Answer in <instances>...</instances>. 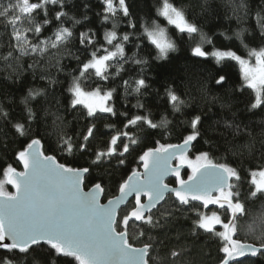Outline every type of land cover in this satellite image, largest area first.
<instances>
[{
  "label": "snow or ice",
  "instance_id": "6c2138e0",
  "mask_svg": "<svg viewBox=\"0 0 264 264\" xmlns=\"http://www.w3.org/2000/svg\"><path fill=\"white\" fill-rule=\"evenodd\" d=\"M201 237L264 257V0H0V264H202Z\"/></svg>",
  "mask_w": 264,
  "mask_h": 264
},
{
  "label": "trees",
  "instance_id": "16d2710c",
  "mask_svg": "<svg viewBox=\"0 0 264 264\" xmlns=\"http://www.w3.org/2000/svg\"><path fill=\"white\" fill-rule=\"evenodd\" d=\"M150 3H151V0H146V4H150ZM179 3H185L186 4V3H189V0H179ZM196 10L198 11V9H196ZM222 27L226 29V28H228V24L224 23L222 25ZM232 27L233 28L235 27L234 23L232 24ZM205 31H210V29L208 27H206ZM211 31H215V29H211ZM177 55L182 56V54H177ZM184 62H185V60L183 59V56H182V58L178 61V64L183 65ZM155 86L159 87V84H156ZM13 91H15V89H13ZM19 95H22V93H17V96H19ZM144 99L150 108H152L154 111L157 110V107H156L157 106V100H156V97L154 95L146 97ZM129 101H130V104L136 103L135 97H129ZM237 106L243 107V105H237ZM213 111L218 112L219 111L218 107L213 109ZM216 118L217 117L213 116L212 119H209L206 121V124L211 125L212 120H214ZM68 119H71V117H68ZM157 119H159V115H157ZM220 130H222V129H220ZM209 135H211L213 138H215L216 134L215 133H209ZM169 142L175 143V142H177V140L175 138H172ZM130 163H131V161H130ZM9 191H12V190L9 188ZM113 195H116V193L115 192L109 193V196H113ZM181 223L184 224L185 222H181ZM185 227H190V221L185 224ZM132 230L133 229L130 228V232ZM240 238L243 239L245 237L242 234ZM204 240H205V238L201 237L200 244L198 245V248L202 249V254H201L202 264H218V259L222 254L217 252V245L215 243H212L210 240L207 244H205ZM248 242H253V241L251 238H248ZM137 246H139V245H137ZM245 264H264V257L257 256V257L248 258L245 261Z\"/></svg>",
  "mask_w": 264,
  "mask_h": 264
},
{
  "label": "water",
  "instance_id": "95a60500",
  "mask_svg": "<svg viewBox=\"0 0 264 264\" xmlns=\"http://www.w3.org/2000/svg\"><path fill=\"white\" fill-rule=\"evenodd\" d=\"M9 188H10L11 190H13L10 186H9ZM249 258H252V257H249ZM241 259H244V258H241Z\"/></svg>",
  "mask_w": 264,
  "mask_h": 264
}]
</instances>
